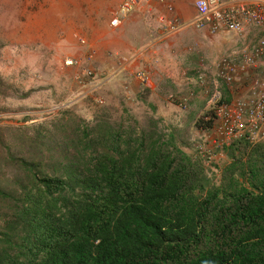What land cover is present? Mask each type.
Masks as SVG:
<instances>
[{"label":"rangeland","instance_id":"1","mask_svg":"<svg viewBox=\"0 0 264 264\" xmlns=\"http://www.w3.org/2000/svg\"><path fill=\"white\" fill-rule=\"evenodd\" d=\"M124 1L0 0V251L20 243L14 210L31 186L20 163L64 166L65 156H77L68 141L84 127L154 135L200 162L210 186L227 182L233 152L214 144L210 104L214 91L231 100L216 75L223 52L210 57L193 27L165 36L152 15L136 13L111 28ZM136 16L145 30L124 24ZM263 66L264 59L259 74ZM139 71L149 74V85L138 82Z\"/></svg>","mask_w":264,"mask_h":264},{"label":"trees","instance_id":"2","mask_svg":"<svg viewBox=\"0 0 264 264\" xmlns=\"http://www.w3.org/2000/svg\"><path fill=\"white\" fill-rule=\"evenodd\" d=\"M68 142L64 166L20 163V243L0 264H264V143L234 141L227 182L210 186L154 135L103 123Z\"/></svg>","mask_w":264,"mask_h":264},{"label":"built area","instance_id":"3","mask_svg":"<svg viewBox=\"0 0 264 264\" xmlns=\"http://www.w3.org/2000/svg\"><path fill=\"white\" fill-rule=\"evenodd\" d=\"M163 2L164 0H154ZM195 16L186 23L161 19L165 36H170L186 27L208 30L210 34L228 38L231 35L244 38L239 53V61L223 57L217 67V77L229 87L236 85L241 74L251 79V98L226 102L220 91L210 94V104L214 107L216 123L214 127V144L218 148L230 146L234 141L244 137L250 143H264V66L260 72L259 64L264 59V0H194ZM136 13L151 15V8H145L140 0H125L116 10L110 21V27L120 28L123 21ZM256 37L250 39V34ZM85 45V40H80ZM92 59V57H90ZM77 64L67 60L66 65ZM84 75L90 80L91 87L96 88L95 73L87 69ZM136 79L142 86L150 84L147 72L139 71Z\"/></svg>","mask_w":264,"mask_h":264},{"label":"crops","instance_id":"4","mask_svg":"<svg viewBox=\"0 0 264 264\" xmlns=\"http://www.w3.org/2000/svg\"><path fill=\"white\" fill-rule=\"evenodd\" d=\"M143 10L145 8H151L152 16L149 19H155L158 26L161 25L159 22L161 19H165L166 21L175 20L178 23H186L190 21L196 14V9L194 6V0H164L162 3L154 0H140ZM145 15V14H144ZM142 16L130 17L124 24L129 25L130 30L141 29L145 30L144 19ZM147 19V18H145ZM140 20V22H138ZM144 21V22H143ZM138 24V27L136 25ZM198 32L205 37L204 43H208V53L210 57H215L219 53L223 52L224 57H231L233 60L239 61V53L241 48L243 47L244 38H240L235 35H231L228 38H223L219 36H215L209 33L208 30H198ZM254 34H250L249 37H253ZM209 44L211 46H209ZM240 81L229 87L230 90L226 93L231 98L230 101H235L238 99L248 100L252 96V83L251 79L248 76H244V74L240 75Z\"/></svg>","mask_w":264,"mask_h":264}]
</instances>
